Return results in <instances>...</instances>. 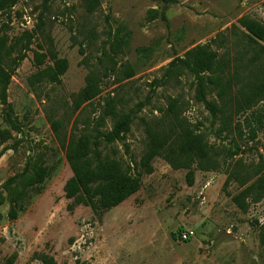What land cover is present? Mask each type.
I'll use <instances>...</instances> for the list:
<instances>
[{
	"label": "rangeland",
	"instance_id": "1",
	"mask_svg": "<svg viewBox=\"0 0 264 264\" xmlns=\"http://www.w3.org/2000/svg\"><path fill=\"white\" fill-rule=\"evenodd\" d=\"M90 1L0 0V264H41V254L56 264H264V106L232 115L225 132L205 104L215 93L180 64L196 48L234 57L238 22L264 27V0ZM62 60L59 84L31 85ZM89 75L94 96L76 110ZM170 100L180 115L171 127ZM125 115L127 132L99 150L140 189L103 211L66 199V142H105ZM159 129L172 148L185 135L202 142L215 168L201 170L193 153L181 167L162 154L148 162L147 132ZM39 168L47 176L33 186Z\"/></svg>",
	"mask_w": 264,
	"mask_h": 264
},
{
	"label": "trees",
	"instance_id": "2",
	"mask_svg": "<svg viewBox=\"0 0 264 264\" xmlns=\"http://www.w3.org/2000/svg\"><path fill=\"white\" fill-rule=\"evenodd\" d=\"M94 5H97V2L92 0L88 4L91 9L95 7ZM238 24L243 30L240 32L241 42H244V45L241 46L240 52L234 54V57L230 58L226 53L218 54L210 49L196 48L188 52L184 60H180L182 67L194 74L198 87L205 86L215 93L217 102H206L205 104L213 119H219L223 124L225 132L228 131L227 127L232 115L245 114L259 105L264 106V27L247 18L241 19ZM234 29L235 32L239 30ZM66 70V61H56L53 68L41 71L31 85L41 82L59 84V77ZM94 87L95 81L89 75L86 78V87L74 100L76 110L93 98ZM4 90L5 84L0 83L2 96ZM165 113L171 120L169 122L171 127L179 120L178 102L170 100ZM130 123V115L117 120L112 131L105 136V140H102L105 142H98L96 138L91 141L83 134L71 135L65 146V159L72 172V177L64 186L66 199L75 200L77 204L84 203L94 211H103L117 207L140 189L139 181L130 175L128 168L124 169L119 160L104 156L99 150L102 143L109 145L119 140L127 132ZM60 126L58 122L52 123L57 133ZM171 137L172 135H166L164 129L147 132L148 162L162 154L173 167H181L184 162L178 161L180 156L185 155L186 159H189L193 153L196 159L200 160L198 166L201 170L208 171L215 168L214 156L204 148L202 142L193 145L191 142H186L187 136L185 135L181 137L179 144L172 148L167 143ZM63 145L64 143L62 147ZM184 145L188 149L185 154L182 152ZM46 176V170L39 168L31 184L34 186L42 183ZM259 181L260 189L264 187V176ZM187 182L189 186L192 185V173L187 175ZM247 194L248 190H244L236 199H240L241 196L245 198ZM10 218L12 220L16 218L14 210H11ZM189 241L190 239L186 240V242ZM261 241L264 243V229ZM37 260L41 264H56L53 258L43 254L38 255Z\"/></svg>",
	"mask_w": 264,
	"mask_h": 264
},
{
	"label": "built area",
	"instance_id": "3",
	"mask_svg": "<svg viewBox=\"0 0 264 264\" xmlns=\"http://www.w3.org/2000/svg\"><path fill=\"white\" fill-rule=\"evenodd\" d=\"M189 235H191V234H189ZM183 239L186 241V240H188V239H189V237H188V236H186V235H184V236H183Z\"/></svg>",
	"mask_w": 264,
	"mask_h": 264
}]
</instances>
